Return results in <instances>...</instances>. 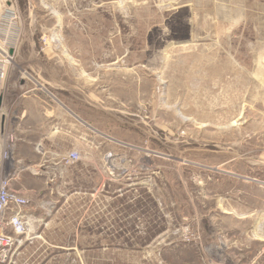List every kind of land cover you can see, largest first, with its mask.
I'll list each match as a JSON object with an SVG mask.
<instances>
[{
    "label": "rangeland",
    "instance_id": "obj_1",
    "mask_svg": "<svg viewBox=\"0 0 264 264\" xmlns=\"http://www.w3.org/2000/svg\"><path fill=\"white\" fill-rule=\"evenodd\" d=\"M27 91L0 264H264V0H0V95Z\"/></svg>",
    "mask_w": 264,
    "mask_h": 264
},
{
    "label": "crops",
    "instance_id": "obj_2",
    "mask_svg": "<svg viewBox=\"0 0 264 264\" xmlns=\"http://www.w3.org/2000/svg\"><path fill=\"white\" fill-rule=\"evenodd\" d=\"M0 96L2 97L0 106V143H3L6 137H9L11 131L14 132L16 126H21V124H24L26 120L31 118L32 125L27 127L29 130L32 129L35 136L29 144H33L32 151L37 156V94L28 91L19 94V97L22 96L25 99L22 101L23 104H20L17 109L13 108L15 101H6L3 95ZM23 131H26V129L24 128ZM16 141L26 142L22 137L16 138ZM34 167H37V161L34 163Z\"/></svg>",
    "mask_w": 264,
    "mask_h": 264
},
{
    "label": "built area",
    "instance_id": "obj_3",
    "mask_svg": "<svg viewBox=\"0 0 264 264\" xmlns=\"http://www.w3.org/2000/svg\"><path fill=\"white\" fill-rule=\"evenodd\" d=\"M11 49L8 50V54L2 50V54L9 58V52ZM71 155H76L73 152ZM26 204V200L22 197H18L14 194L6 195L5 201L2 203L3 210H7L10 212V216L8 218V225L15 231V233L24 232L23 226V214H22V206ZM4 223L0 216V252L5 250H9L13 241L12 239L3 233Z\"/></svg>",
    "mask_w": 264,
    "mask_h": 264
},
{
    "label": "water",
    "instance_id": "obj_4",
    "mask_svg": "<svg viewBox=\"0 0 264 264\" xmlns=\"http://www.w3.org/2000/svg\"><path fill=\"white\" fill-rule=\"evenodd\" d=\"M10 52H11V50H10ZM1 100H2V97L0 96V106H1Z\"/></svg>",
    "mask_w": 264,
    "mask_h": 264
},
{
    "label": "bare ground",
    "instance_id": "obj_5",
    "mask_svg": "<svg viewBox=\"0 0 264 264\" xmlns=\"http://www.w3.org/2000/svg\"><path fill=\"white\" fill-rule=\"evenodd\" d=\"M5 60V59H4Z\"/></svg>",
    "mask_w": 264,
    "mask_h": 264
}]
</instances>
